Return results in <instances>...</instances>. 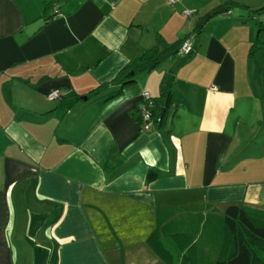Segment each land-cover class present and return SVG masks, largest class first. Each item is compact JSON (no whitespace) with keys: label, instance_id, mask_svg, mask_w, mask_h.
Instances as JSON below:
<instances>
[{"label":"crops","instance_id":"crops-1","mask_svg":"<svg viewBox=\"0 0 264 264\" xmlns=\"http://www.w3.org/2000/svg\"><path fill=\"white\" fill-rule=\"evenodd\" d=\"M168 1L0 0V264H182L196 219L264 217V0Z\"/></svg>","mask_w":264,"mask_h":264},{"label":"trees","instance_id":"trees-1","mask_svg":"<svg viewBox=\"0 0 264 264\" xmlns=\"http://www.w3.org/2000/svg\"><path fill=\"white\" fill-rule=\"evenodd\" d=\"M51 7L54 9L55 14L52 17H55V11L58 12V6L53 5ZM178 50L176 51L177 53ZM251 50L264 63V48L258 47L255 43L252 45ZM193 52L194 47L192 46L191 52L184 57L191 56ZM161 56L154 50L147 51L129 68L135 72H148L158 65ZM120 76L122 74H119ZM129 82L131 81L128 80L125 84ZM168 85L169 83L167 82V87H164L162 92L165 95V105L170 102L171 98ZM155 176L154 173L148 172L146 180L152 181ZM194 226H196L195 230L184 234L183 237V240L189 246L188 253L192 252V249L200 239H204L209 242V245L204 246L203 249L206 250L209 247L212 250L208 251L211 253L209 255H212L208 261L210 264H264V217L252 214L242 206L230 205L226 207L221 218H207L206 220L204 219L202 224L201 219L198 218ZM211 226L213 227L211 228ZM157 237L158 234L156 232L151 235L149 239L151 245H155ZM188 253L183 254L181 257L182 264H193L194 255L196 254L192 253L190 256Z\"/></svg>","mask_w":264,"mask_h":264},{"label":"built area","instance_id":"built-area-1","mask_svg":"<svg viewBox=\"0 0 264 264\" xmlns=\"http://www.w3.org/2000/svg\"><path fill=\"white\" fill-rule=\"evenodd\" d=\"M178 0H169L168 3L169 4H173ZM56 16L60 17L61 15L59 14V12L55 11ZM188 15H190V13H188ZM194 34H191L189 36H187L180 44L179 50H178V54L180 56H187L191 50H192V46H193V39H194ZM64 94V92L60 91V90H54L52 92H50L47 96L48 100L50 101H54L59 99L62 95ZM143 98L145 100V104L147 102L150 101V96L145 93L143 94ZM140 114H141V119L143 122V126H142V130L143 131H149L151 129V126L153 124V116L152 113L150 111L147 110V106L143 105L140 108Z\"/></svg>","mask_w":264,"mask_h":264},{"label":"rangeland","instance_id":"rangeland-1","mask_svg":"<svg viewBox=\"0 0 264 264\" xmlns=\"http://www.w3.org/2000/svg\"><path fill=\"white\" fill-rule=\"evenodd\" d=\"M203 219L206 220V218H203ZM212 227L213 226H211V228ZM206 245H209V242L206 241V240H204V239H200L197 242V245L192 249V252L190 251L188 253V255H190V256H191L192 253H195L196 254V255H194V262H193V264H208V263L210 264V262H208V261L211 259L212 255H209L211 253H209L208 251H212V250L209 247L206 250L203 249V247L206 246ZM215 249H216V247L214 248V253H215ZM221 257H223V256H221ZM215 258H216V256H215Z\"/></svg>","mask_w":264,"mask_h":264},{"label":"water","instance_id":"water-1","mask_svg":"<svg viewBox=\"0 0 264 264\" xmlns=\"http://www.w3.org/2000/svg\"><path fill=\"white\" fill-rule=\"evenodd\" d=\"M133 75V73H130V76H132Z\"/></svg>","mask_w":264,"mask_h":264}]
</instances>
